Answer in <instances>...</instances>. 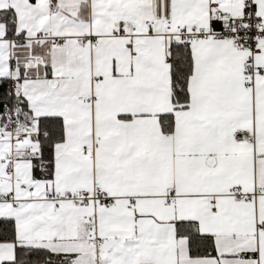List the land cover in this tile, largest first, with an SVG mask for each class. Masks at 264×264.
I'll use <instances>...</instances> for the list:
<instances>
[{
	"label": "snow or ice",
	"instance_id": "snow-or-ice-1",
	"mask_svg": "<svg viewBox=\"0 0 264 264\" xmlns=\"http://www.w3.org/2000/svg\"><path fill=\"white\" fill-rule=\"evenodd\" d=\"M0 264H264V0H0Z\"/></svg>",
	"mask_w": 264,
	"mask_h": 264
}]
</instances>
